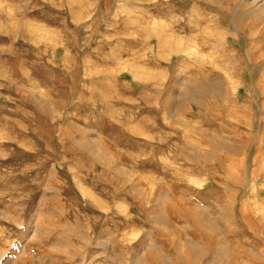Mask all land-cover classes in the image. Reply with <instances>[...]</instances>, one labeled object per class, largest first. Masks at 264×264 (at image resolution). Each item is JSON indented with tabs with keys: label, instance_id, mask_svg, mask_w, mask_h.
<instances>
[{
	"label": "rangeland",
	"instance_id": "374dc122",
	"mask_svg": "<svg viewBox=\"0 0 264 264\" xmlns=\"http://www.w3.org/2000/svg\"><path fill=\"white\" fill-rule=\"evenodd\" d=\"M216 258L264 264V12L0 0V264Z\"/></svg>",
	"mask_w": 264,
	"mask_h": 264
},
{
	"label": "bare ground",
	"instance_id": "6f19581e",
	"mask_svg": "<svg viewBox=\"0 0 264 264\" xmlns=\"http://www.w3.org/2000/svg\"><path fill=\"white\" fill-rule=\"evenodd\" d=\"M246 4L250 7H255L260 9V11L264 12V0H245ZM189 93L191 91V94L193 93L191 89L187 88ZM197 91V90H196ZM201 92V91H200ZM188 93V92H187ZM195 93V92H194ZM203 93V92H202ZM191 94H187V95H191ZM219 157V156H218ZM237 183V182H236ZM245 217V216H244ZM256 231V230H255ZM202 248V247H200ZM222 250H224L225 248H221ZM204 253V251H202ZM161 262V261H160ZM180 264H184L183 261L180 262ZM211 264H224L223 261L219 260V259H215L214 261H211Z\"/></svg>",
	"mask_w": 264,
	"mask_h": 264
}]
</instances>
